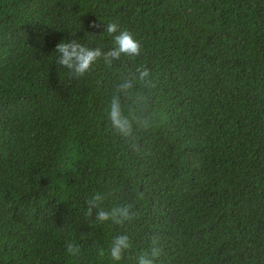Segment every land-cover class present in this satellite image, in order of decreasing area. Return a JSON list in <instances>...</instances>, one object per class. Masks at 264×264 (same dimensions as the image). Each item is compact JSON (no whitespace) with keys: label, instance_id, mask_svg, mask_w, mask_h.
I'll list each match as a JSON object with an SVG mask.
<instances>
[{"label":"trees","instance_id":"obj_1","mask_svg":"<svg viewBox=\"0 0 264 264\" xmlns=\"http://www.w3.org/2000/svg\"><path fill=\"white\" fill-rule=\"evenodd\" d=\"M110 22L139 56L79 78L56 64L61 41L113 47ZM141 66L154 123L133 151L107 108ZM112 188L104 206L136 213L124 225L86 215ZM123 233L118 264L153 236L155 264H264V0H0V264H116Z\"/></svg>","mask_w":264,"mask_h":264},{"label":"clouds","instance_id":"obj_2","mask_svg":"<svg viewBox=\"0 0 264 264\" xmlns=\"http://www.w3.org/2000/svg\"><path fill=\"white\" fill-rule=\"evenodd\" d=\"M99 25L95 22L93 28ZM104 32L113 37L114 46L105 51L101 47H90L82 44L78 39L61 41L55 46L59 57L56 64L67 69L71 76L79 78L91 72L93 66L103 60L107 66H111L114 61H118L121 56L135 57L141 53V43L134 35L121 29L117 23L105 24ZM141 88L154 87L150 70L146 66L137 67L124 76L116 86L107 108V119L113 131L120 135L133 151H139L138 134L150 129L154 123L153 115L148 111L147 97L137 90ZM118 189L112 188L108 192H96L87 200L86 215L99 223L111 222L115 225H124L136 216L132 206L122 204L120 206L107 208L104 206L109 195H114ZM132 248V241L126 233L114 236L107 250V255L113 262L122 261L125 254ZM66 253L71 257L80 255L78 245L68 242ZM162 247L160 238L153 236L151 248L148 253L136 257L137 264H155V260L161 255ZM98 254L105 256V250L99 249Z\"/></svg>","mask_w":264,"mask_h":264}]
</instances>
